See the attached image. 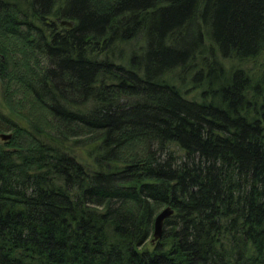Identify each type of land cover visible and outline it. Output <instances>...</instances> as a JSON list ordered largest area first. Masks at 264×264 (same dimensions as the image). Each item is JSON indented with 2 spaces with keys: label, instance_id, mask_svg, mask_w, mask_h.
Here are the masks:
<instances>
[{
  "label": "trees",
  "instance_id": "trees-1",
  "mask_svg": "<svg viewBox=\"0 0 264 264\" xmlns=\"http://www.w3.org/2000/svg\"><path fill=\"white\" fill-rule=\"evenodd\" d=\"M0 81V264H264V0H0Z\"/></svg>",
  "mask_w": 264,
  "mask_h": 264
},
{
  "label": "water",
  "instance_id": "water-1",
  "mask_svg": "<svg viewBox=\"0 0 264 264\" xmlns=\"http://www.w3.org/2000/svg\"><path fill=\"white\" fill-rule=\"evenodd\" d=\"M60 24L70 27L72 25V22L69 20H60ZM11 135V133H0V138L2 140H8L9 138H11ZM172 212V208L170 206H166L156 214L154 219L152 241L157 240L161 236L163 221L165 218L169 217Z\"/></svg>",
  "mask_w": 264,
  "mask_h": 264
},
{
  "label": "rangeland",
  "instance_id": "rangeland-1",
  "mask_svg": "<svg viewBox=\"0 0 264 264\" xmlns=\"http://www.w3.org/2000/svg\"><path fill=\"white\" fill-rule=\"evenodd\" d=\"M0 112L3 113L6 118H11L13 119V122H16V123H19V124H22V125H26L28 122L26 121V119H31V115H27V112H22L21 110L19 111V115L17 117H15L14 115H11L9 113V110L7 108H5V103H4V100H3V87H2V83L0 81ZM31 116V117H30ZM25 119V120H24ZM33 119V117H32ZM6 119H0V124H5V121ZM0 133H11L10 130L8 129H4L2 131H0ZM0 141H2V139L0 138Z\"/></svg>",
  "mask_w": 264,
  "mask_h": 264
}]
</instances>
